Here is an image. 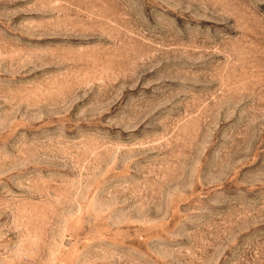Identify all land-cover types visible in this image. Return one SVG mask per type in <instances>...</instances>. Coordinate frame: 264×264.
Here are the masks:
<instances>
[{
	"label": "rangeland",
	"instance_id": "rangeland-1",
	"mask_svg": "<svg viewBox=\"0 0 264 264\" xmlns=\"http://www.w3.org/2000/svg\"><path fill=\"white\" fill-rule=\"evenodd\" d=\"M0 264H264V0H0Z\"/></svg>",
	"mask_w": 264,
	"mask_h": 264
}]
</instances>
